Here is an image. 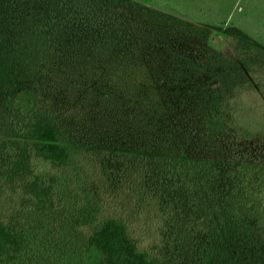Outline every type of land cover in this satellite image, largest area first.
<instances>
[{"label":"trees","instance_id":"obj_1","mask_svg":"<svg viewBox=\"0 0 264 264\" xmlns=\"http://www.w3.org/2000/svg\"><path fill=\"white\" fill-rule=\"evenodd\" d=\"M263 91L236 27L0 0V264H264Z\"/></svg>","mask_w":264,"mask_h":264},{"label":"crops","instance_id":"obj_2","mask_svg":"<svg viewBox=\"0 0 264 264\" xmlns=\"http://www.w3.org/2000/svg\"><path fill=\"white\" fill-rule=\"evenodd\" d=\"M144 4L186 20L221 29L236 27L258 43L264 31V0H144ZM173 10V11H171Z\"/></svg>","mask_w":264,"mask_h":264},{"label":"rangeland","instance_id":"obj_3","mask_svg":"<svg viewBox=\"0 0 264 264\" xmlns=\"http://www.w3.org/2000/svg\"><path fill=\"white\" fill-rule=\"evenodd\" d=\"M135 1H138V2H141V3H144V2H142V1H144V0H135ZM171 11H173V10H171ZM173 15V14H172ZM175 16H178L177 14L175 15ZM179 17V16H178ZM182 18V17H181ZM184 19H186V18H184ZM219 38L220 40H222V44L220 45V46H224V47H232L233 46V43L230 41V39H228L225 35H223V34H221V33H216L214 36H213V38ZM263 38H264V31H263ZM262 43L264 44V39L262 40ZM264 92V91H263ZM53 241H54V239H53ZM72 243V244H71ZM54 245H55V241H54ZM66 245H68V246H70V247H68L67 248V250H66V246H62V247H60V248H58L57 250H58V252H57V254L58 255H61L62 253H65V251L64 250H66V254H68L69 252H70V250H71V247H73V249H75L76 248V240L75 239H72V240H70V241H68V244H66ZM72 251V250H71ZM72 253V252H71ZM95 252H92L91 253V256L90 257H92L93 259L95 258ZM59 260V259H58Z\"/></svg>","mask_w":264,"mask_h":264},{"label":"water","instance_id":"obj_4","mask_svg":"<svg viewBox=\"0 0 264 264\" xmlns=\"http://www.w3.org/2000/svg\"><path fill=\"white\" fill-rule=\"evenodd\" d=\"M212 42L217 46H220L222 44V40H220L219 38H215V37L212 39Z\"/></svg>","mask_w":264,"mask_h":264}]
</instances>
